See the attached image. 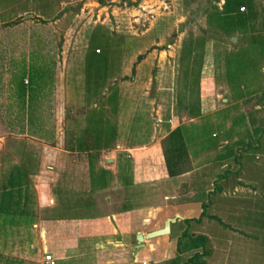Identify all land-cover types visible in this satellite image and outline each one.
Returning a JSON list of instances; mask_svg holds the SVG:
<instances>
[{"label":"rangeland","instance_id":"obj_1","mask_svg":"<svg viewBox=\"0 0 264 264\" xmlns=\"http://www.w3.org/2000/svg\"><path fill=\"white\" fill-rule=\"evenodd\" d=\"M83 1L2 0L0 122L32 118L21 133L37 137L47 128L59 131L65 122V134L72 137L66 147L71 144L79 152L74 160L86 159L87 184L93 189L105 179L122 176L125 181H137L139 177L125 173L123 163L116 175L97 169L95 161L103 145H147L152 157L161 160L151 162L157 170L151 176L157 179L152 177L148 187L135 183L122 193L135 199L136 212L146 217L141 226L144 234L161 228L165 218L178 221L170 223L171 233L146 239L150 250L144 252L146 264H168L175 256L176 235L185 229L206 236L212 253L205 264H264V110L256 112L261 119L250 124L251 110L259 108L256 104L264 88V58L259 59V77L250 86L256 91L246 98L235 101L226 75L227 58L248 45L249 29L228 28L229 19L217 13L222 0H99L106 6L99 13L90 5L84 8ZM255 3L260 7L264 0ZM240 7L239 12H245V5ZM17 17L18 22L1 25ZM22 61L44 68L38 77L40 104L33 108L34 91L30 110H18L10 92L11 75ZM65 100L73 102L61 107ZM173 129H178L187 154L180 168L189 173L161 180L155 173L165 168L164 137ZM8 132L0 127V134L17 133ZM223 140L226 144L221 147ZM18 147L9 142L0 150ZM147 152L132 151L137 158ZM10 166L2 157L0 176ZM77 170L72 167L71 178L61 176L60 183L72 187L81 177ZM50 177L41 173L27 179L29 207L36 216L31 245L35 255L23 247L5 249L0 264H44L42 256L49 253L41 246L37 218L48 217L49 212L38 206L37 193L39 184ZM120 193L115 195L117 200L124 197ZM83 195V201L93 200V195ZM187 203L198 204L199 211H204L200 220L180 221L193 215V208L197 211V206L189 208L192 204ZM95 211L104 213L101 207ZM132 243L138 244L135 239ZM191 253L180 254L179 262Z\"/></svg>","mask_w":264,"mask_h":264},{"label":"crops","instance_id":"obj_2","mask_svg":"<svg viewBox=\"0 0 264 264\" xmlns=\"http://www.w3.org/2000/svg\"><path fill=\"white\" fill-rule=\"evenodd\" d=\"M109 1L112 2L114 0ZM82 4L84 8L90 5V8H95L98 13L106 9L105 3L99 0H85ZM107 6H110L109 3ZM10 92L13 94L11 97L14 98L15 105H17L16 108L18 110L22 109V107L27 109L26 102L22 106L21 101L14 93V88H11ZM38 100H40V97L36 95L33 108L40 104ZM70 102L63 101L61 107L66 106L67 108ZM75 104L77 103L75 102ZM16 120L14 118L13 122H0V127L3 128L4 133L6 131L7 133H9L8 131H17V133H13L10 136L1 133L0 147L7 146L9 142L11 145L19 146L15 151L0 150V161L4 157V160L10 162L11 165L21 167L28 174V179L41 173L51 175L47 183L39 184L41 191L37 193L38 206L47 208L49 212L48 217L37 218V225L39 226L38 236L44 242L41 245L43 251L51 254L55 264H146L144 258L147 257V254L144 252L150 251L147 249L146 239L141 241L142 245H139V249L136 248L135 243H132V239L136 240L135 236L137 233L144 235L141 226L146 217H144V214L136 212L137 210L134 208L135 199H129L122 191L125 188L133 187L135 183L138 185L146 184L148 187L147 183H150L153 177L151 175L156 170L154 168L155 164L153 165L151 162L154 160V162L159 163L161 160L157 156L155 158L152 157L147 145H129L115 142L112 148L99 150V157L95 161L97 169H101V172L104 173L109 171L116 175V171H119V164L123 163L121 165L126 169L125 173L134 172L139 177L137 181H130L129 179L125 181L122 176H118L119 178L113 177L109 182H106L105 179L93 189L87 184L89 169L86 159L74 160L75 156L80 155L78 154L79 152L70 151L65 147V142L71 140L65 134V122L63 127L61 123L59 131H56L57 129L55 128L50 131L47 128V132H44L42 137H37L35 134L27 135L26 133H21L27 129L24 126L27 124L31 125L32 118L29 119L25 116L24 121L26 122L21 119L19 123ZM35 131L36 129L32 130L33 133ZM225 144L226 141L223 140L219 146L222 147ZM132 151H148V154H142L137 158ZM86 153L84 152L83 154ZM107 159H110L111 162L106 161ZM125 160L127 161L124 162ZM190 160L191 163L189 164L194 167L192 164L193 159ZM72 167H74V170L76 168L79 169L77 172L81 174V177L76 178V181H73L72 187H70L68 182L60 183V178L61 176L71 178L68 175L72 174ZM161 171L159 174L155 173L161 180L172 177L178 178L182 175L187 176L189 173V171H185L179 175L169 177L165 168ZM154 177L153 180H156L157 178ZM77 182L79 183L78 186L76 185ZM45 187L48 188V192L44 191ZM114 189H117V192L114 193L115 195L118 194V190L121 191L120 195L124 196L122 200H117V196L111 195V191L113 192ZM145 189L147 188L145 187ZM208 192L212 191L209 189ZM72 193L76 197L73 198L71 196ZM87 193L93 195V200L90 202L83 201V194ZM99 199H103L104 202L100 203ZM189 204H192L189 208L197 206V211L193 208V211H195L194 216H187L180 221L185 219L193 220L195 217H199L198 204L187 203L186 205ZM100 207L104 213L97 214L95 210ZM75 211H85L87 215L72 214ZM89 213L92 215H89ZM177 221L175 218L173 223ZM170 228L171 226L169 225V233H171ZM179 234L180 231L176 236ZM47 236L50 240L43 239L45 237L47 239ZM143 254L145 255L143 256Z\"/></svg>","mask_w":264,"mask_h":264},{"label":"trees","instance_id":"obj_3","mask_svg":"<svg viewBox=\"0 0 264 264\" xmlns=\"http://www.w3.org/2000/svg\"><path fill=\"white\" fill-rule=\"evenodd\" d=\"M222 1L223 6L217 13L218 15H222L224 19H229L226 20L230 25L228 28L231 27V25H236L241 28H248L250 31V41L248 45L241 50L233 52L231 56L227 58V82L233 97L236 99L234 100L237 101L248 97V95L256 91L255 87L251 88L250 86L255 83L259 77V59L262 57L264 58V4L257 7L255 0ZM1 2L2 0H0V5ZM244 5L246 8L245 12H239L238 8ZM59 13L60 12L54 14V17H59ZM218 15L215 16V19L220 20L221 18ZM19 20L20 18L17 17L8 22H1V25L6 26L16 23ZM38 66H34L33 64L27 66L22 61L19 65V70L12 73L10 78L11 88H14V93L21 101L22 106H24L26 102V110L32 108L33 92H37L39 88H41L39 87L40 85L38 86V81L39 78H41L40 76L44 68L41 65ZM36 69L38 71L35 75L34 71H36ZM16 75L19 78L18 82L15 80ZM25 76L27 79L26 83L23 84ZM38 93L39 92H37L36 95ZM260 95V103L256 104L259 108H254V110L257 111L251 110L253 115L250 124L261 119V117L255 113L259 112L261 109L264 110V88L261 89ZM21 110H23V107ZM247 113L251 114L250 112ZM65 115L66 114L63 116ZM177 131L178 129H173L164 137L166 151H164L163 164L166 174L169 177L179 175L188 170L180 168V162L187 154L182 139ZM69 139L72 140V137ZM71 140H65V147L69 141L72 142ZM66 148L73 151L71 144ZM77 148L78 146L76 149ZM27 175L28 174L23 171L21 167L11 165L5 173L0 176V257L4 255L2 254L3 252L13 247H23L29 255H35V250L31 245L35 242L36 238L35 231L32 227V223L35 221L36 216L34 211L29 207L31 199L27 186ZM23 184L24 186H22ZM201 206H203V203ZM203 213L204 211L202 210L197 220H200ZM188 220L189 219H185L184 221ZM206 241L207 238L203 234L194 233L193 231L187 232L186 229L181 231L176 240L175 256L168 261V264H205V258L212 253V248L209 246L206 247ZM188 251H192V253L180 263L179 255Z\"/></svg>","mask_w":264,"mask_h":264},{"label":"water","instance_id":"obj_4","mask_svg":"<svg viewBox=\"0 0 264 264\" xmlns=\"http://www.w3.org/2000/svg\"><path fill=\"white\" fill-rule=\"evenodd\" d=\"M106 161H110V159H107ZM174 221H175V217L165 218L161 228L146 232L143 236L140 233H137L135 236V238L138 242L137 245L138 246L142 245L141 241L143 239H149V238H154V237L161 236L164 234H168L169 233V225H170V223H173Z\"/></svg>","mask_w":264,"mask_h":264},{"label":"built area","instance_id":"obj_5","mask_svg":"<svg viewBox=\"0 0 264 264\" xmlns=\"http://www.w3.org/2000/svg\"><path fill=\"white\" fill-rule=\"evenodd\" d=\"M240 9L242 10L243 7H240ZM24 84L26 83V79L23 80ZM42 262L44 264H55V261L53 259V257L50 254H44L42 256Z\"/></svg>","mask_w":264,"mask_h":264}]
</instances>
